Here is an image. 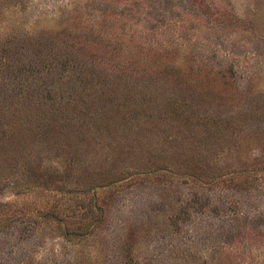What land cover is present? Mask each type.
I'll return each instance as SVG.
<instances>
[{
  "label": "rangeland",
  "instance_id": "374dc122",
  "mask_svg": "<svg viewBox=\"0 0 264 264\" xmlns=\"http://www.w3.org/2000/svg\"><path fill=\"white\" fill-rule=\"evenodd\" d=\"M0 264H264V0H0Z\"/></svg>",
  "mask_w": 264,
  "mask_h": 264
}]
</instances>
